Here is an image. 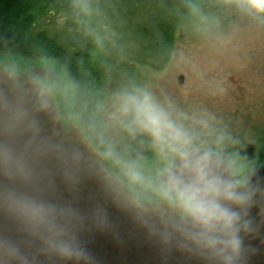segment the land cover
I'll list each match as a JSON object with an SVG mask.
<instances>
[{
    "label": "water",
    "instance_id": "1",
    "mask_svg": "<svg viewBox=\"0 0 264 264\" xmlns=\"http://www.w3.org/2000/svg\"><path fill=\"white\" fill-rule=\"evenodd\" d=\"M54 77L33 66L18 80L0 82V264H202L150 231L154 221L139 213L82 129L63 121L32 80ZM34 110L57 127L52 144L32 130ZM69 141L79 157L65 151ZM253 180L264 188V166ZM24 205L39 212L23 211ZM250 218L258 231L245 240L247 264H264V198ZM69 238L86 259L50 250L55 240Z\"/></svg>",
    "mask_w": 264,
    "mask_h": 264
},
{
    "label": "rangeland",
    "instance_id": "2",
    "mask_svg": "<svg viewBox=\"0 0 264 264\" xmlns=\"http://www.w3.org/2000/svg\"><path fill=\"white\" fill-rule=\"evenodd\" d=\"M175 41L173 55L162 70L130 62L137 49L128 45L125 57L117 62L118 71L112 69L99 81L98 116L111 162L102 155L101 159L118 179L122 175L132 189L125 191L133 196L147 197L145 194L150 193L129 181L124 162L137 160L147 177L155 176L165 162L152 148L145 157L134 158L127 148L125 130L110 117L112 94L131 83L149 86L162 102L171 101L181 111L206 112L214 118L217 129L239 141L237 151L253 163L255 171L264 166V17L238 9L233 0H210L208 7L194 8ZM33 66L54 74V78L32 80L55 102L62 120L73 119V126L80 128L73 109L74 82L57 61H25L0 55V82L18 80ZM34 113L32 130L44 135L46 144H52L57 127L43 121L37 111ZM72 144L69 141L65 151L77 158ZM91 144L100 154L101 148ZM145 146L142 143L139 151L145 152ZM117 183L120 185L118 180ZM126 183L123 184L127 186Z\"/></svg>",
    "mask_w": 264,
    "mask_h": 264
},
{
    "label": "clouds",
    "instance_id": "3",
    "mask_svg": "<svg viewBox=\"0 0 264 264\" xmlns=\"http://www.w3.org/2000/svg\"><path fill=\"white\" fill-rule=\"evenodd\" d=\"M233 3L264 17V0ZM79 9L89 14L87 3ZM110 117L125 131L145 135L165 162L152 177L135 159L123 164L129 181L150 193L131 197L139 213L154 221L150 231L202 264H247L245 240L258 231L250 211L264 198V188L253 180V163L237 151L239 141L217 129L206 112L181 111L137 83L112 94ZM22 210L39 212L30 205ZM50 250L63 258H87L70 238L55 240Z\"/></svg>",
    "mask_w": 264,
    "mask_h": 264
},
{
    "label": "trees",
    "instance_id": "4",
    "mask_svg": "<svg viewBox=\"0 0 264 264\" xmlns=\"http://www.w3.org/2000/svg\"><path fill=\"white\" fill-rule=\"evenodd\" d=\"M210 0H0V55L37 61L52 59L74 82V114L85 135L106 151L98 116L99 81L124 58L162 70L175 50L178 30L194 8ZM87 3L85 15L79 5ZM110 71V72H109ZM134 158L151 147L143 134L124 133ZM146 151H139L141 144Z\"/></svg>",
    "mask_w": 264,
    "mask_h": 264
},
{
    "label": "bare ground",
    "instance_id": "5",
    "mask_svg": "<svg viewBox=\"0 0 264 264\" xmlns=\"http://www.w3.org/2000/svg\"><path fill=\"white\" fill-rule=\"evenodd\" d=\"M102 150V149H101ZM101 153H100V155H102L104 158H106V160H108V161H110L111 160V158L109 157V155L107 154V152L106 151H100ZM110 159V160H109ZM111 162V161H110ZM122 179H124L122 176H119V180H121V182L122 183H126V180H122ZM127 184V183H126ZM124 185V184H123ZM124 187L127 189V188H129L130 190H132L129 186H128V184H127V186L126 185H124ZM145 196H148V195H146L145 194Z\"/></svg>",
    "mask_w": 264,
    "mask_h": 264
},
{
    "label": "flooded vegetation",
    "instance_id": "6",
    "mask_svg": "<svg viewBox=\"0 0 264 264\" xmlns=\"http://www.w3.org/2000/svg\"><path fill=\"white\" fill-rule=\"evenodd\" d=\"M257 169H259V168H257ZM257 169H256V170H257ZM119 176H122V175L119 174ZM122 180H124V179H122Z\"/></svg>",
    "mask_w": 264,
    "mask_h": 264
}]
</instances>
